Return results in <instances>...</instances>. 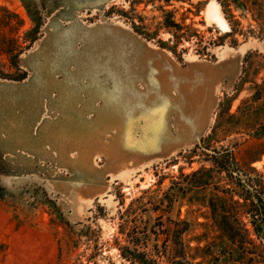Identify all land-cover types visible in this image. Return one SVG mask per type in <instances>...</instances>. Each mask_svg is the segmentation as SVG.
Wrapping results in <instances>:
<instances>
[{
    "label": "rangeland",
    "instance_id": "374dc122",
    "mask_svg": "<svg viewBox=\"0 0 264 264\" xmlns=\"http://www.w3.org/2000/svg\"><path fill=\"white\" fill-rule=\"evenodd\" d=\"M238 4L0 0V264H129L115 242L123 241L119 212L146 191L161 197L184 175L210 167L213 149L233 153L243 184L247 175L256 190L264 186V0ZM161 6L191 28L189 41L175 44L158 27L170 19ZM133 23L158 37L144 39ZM35 27L42 35L24 43ZM123 55L143 80L117 72ZM149 71L167 81L168 106L162 97L161 106L120 125L97 87L114 97L122 81L145 92ZM162 116L168 137L152 132L150 121ZM237 183L223 174L219 186L235 200L250 199ZM212 189L186 190L173 216L190 220V238L215 247L214 257L240 260L220 230L234 209L252 240L249 264H264L263 189L253 192L254 207L239 199L236 208L218 204L215 214Z\"/></svg>",
    "mask_w": 264,
    "mask_h": 264
},
{
    "label": "trees",
    "instance_id": "16d2710c",
    "mask_svg": "<svg viewBox=\"0 0 264 264\" xmlns=\"http://www.w3.org/2000/svg\"><path fill=\"white\" fill-rule=\"evenodd\" d=\"M221 4L224 2L230 7L231 4L239 5V0H218ZM167 6L173 5V3H190L191 0H163ZM165 12L161 6L160 9ZM169 15V22L159 23L158 27H164L173 36L175 44L181 43L183 40L189 41L194 36L189 33L190 27L184 24L176 23L174 20V11L165 12ZM133 28L136 33L142 36L148 41H152L158 37L156 34L148 32H141L140 26L133 23ZM41 27H35V30L29 31L25 34L24 43L29 42L33 44L38 40V37L42 35L40 31ZM195 37L198 34L195 33ZM20 49V46H18ZM21 68V67H20ZM20 71V69H19ZM25 77L10 78V80L21 81ZM209 160H206L211 164L210 167L201 166L198 170L191 174L183 176V182L173 183L168 192L159 195L148 196V191L142 193L139 197L131 201L129 206L124 212H119L120 225L119 234L122 237V245L119 244L118 238L115 240L118 245V251L120 258L129 264H219V257H222L225 262L220 264H249L248 255L250 254L249 245L252 240L250 239V233L246 228V225L241 220L236 219L238 212L231 211L235 216L231 221L225 222L221 230V234L224 238H227L229 242L240 250V260H234L231 253L218 255L217 258L213 256L215 254L211 244L207 247H202L201 243L204 241L201 238H190L193 231V224L190 220L181 218L180 211L173 216L175 206L180 199H185L188 192L206 190L212 187L215 192L212 200L209 202L211 212L214 214L217 212V205H221V208H225L230 205L231 208L240 206L239 199H242L246 204H250L254 207L253 192L261 194L264 186L251 185L250 178L246 175L248 182L243 184L241 179V170L238 168V164L234 158L233 153L229 149L217 150L213 149ZM230 176V178L238 180L242 189L251 196L250 199L242 198L239 196L238 200H235L234 191L231 189L221 188L219 186L222 180V175ZM218 180L217 182H215ZM183 188H177L179 186ZM255 187V188H254ZM175 188H177L175 190ZM3 189L0 187V199L3 197ZM181 194L182 198L179 197ZM223 194L224 197L220 196ZM264 194V193H262ZM226 195V196H225ZM260 199V198H258ZM146 201V202H144ZM190 205L197 200L188 199ZM227 204V205H226ZM149 205L150 207H147ZM229 206V207H230ZM249 207V205H248ZM227 210V209H226ZM229 213V211H225ZM248 214L249 212H245ZM154 214L155 218L152 220L151 215ZM196 243L192 246V243ZM215 243L216 239L214 240ZM212 259L213 262L205 263V260ZM201 260V261H199Z\"/></svg>",
    "mask_w": 264,
    "mask_h": 264
},
{
    "label": "bare ground",
    "instance_id": "6f19581e",
    "mask_svg": "<svg viewBox=\"0 0 264 264\" xmlns=\"http://www.w3.org/2000/svg\"><path fill=\"white\" fill-rule=\"evenodd\" d=\"M217 18H218V16H217ZM219 19H218V21H219ZM219 24H223V22L219 23ZM123 56H124V58H122V56H120L121 59L120 58H119L120 60L118 59L121 62L120 65H122V67H124L123 72L120 70H118L117 72H119L121 74L122 73L128 74L127 72H129L131 70L134 73L133 75H135L137 78L143 80V78H144L143 75L138 71V69H136V67L132 66L133 68H131V69L128 68L130 63L128 62L127 57L125 55H123ZM120 69H121V67H120ZM121 74H119V76H121ZM158 76L160 77L159 74H158ZM158 76L155 72L149 71L148 78H149V82H150L151 86H149V89L145 92H143L136 85L135 86L134 85L128 86V85H125L122 81H120V83H118V86L115 88L116 96H114V97H113L112 93L107 92V90H105L101 85L97 87V90H99V92L103 93L102 96L104 97V100L106 102L107 109L110 111V113H109L110 116L111 117H117V118L121 119L122 120L120 123V125H121V124H123V121H125V118L131 117L133 114H135L136 112H138L140 110L148 111L151 108H154V107L157 108V107L161 106L162 103L160 104V100L162 97L165 99V102H163V103H166V105H165L166 107L168 106V103H169L168 98H167V96L163 95V87H165V88L168 87V85L165 83L167 81L166 80L162 81ZM157 79H160V82H158V83H160V84H158L159 86H157V85L153 86L151 84V82L154 84ZM148 104H151V105H148ZM163 107H164V105H163ZM150 123L152 124L151 125L152 132L155 136L160 137L162 135H165L168 137L170 135V131L168 128V122H167L165 117L163 118V116H162L160 119H157V120L152 119L150 121ZM114 153H115V151H114Z\"/></svg>",
    "mask_w": 264,
    "mask_h": 264
}]
</instances>
